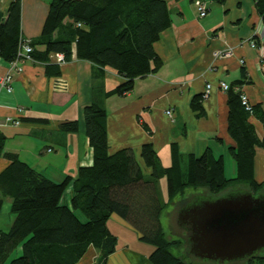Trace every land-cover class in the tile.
Here are the masks:
<instances>
[{
	"label": "trees",
	"instance_id": "obj_1",
	"mask_svg": "<svg viewBox=\"0 0 264 264\" xmlns=\"http://www.w3.org/2000/svg\"><path fill=\"white\" fill-rule=\"evenodd\" d=\"M253 1L264 23V0ZM20 23L21 0H10L5 18L0 19V57L9 62L16 58L25 40ZM171 23L166 0H50L39 37L29 41L32 59L46 62V69L58 75L57 64L47 62L50 53H62L64 60L69 59L74 44L76 56L91 62L99 78L105 75V68H111L123 80L106 91L98 86L92 102L84 106L83 123L92 163L79 166L74 176L66 175L56 182L37 171L17 152L5 149L7 137L0 130V157L7 160L0 170V203L10 199V211L14 213L8 230H0V264L17 247H21L20 254L8 264H79L89 246L99 251L98 262L104 264L117 243L116 235L107 226L113 213L136 231L139 240L153 246L147 258L150 264H264V249L224 263L177 256L171 248L183 247L185 240L169 239L160 221L163 208L187 188L205 187L207 192L217 194L237 186L232 191L245 190L255 195L264 187V179H256L254 172L255 151L258 147L264 149V136L257 134L251 121L254 117L264 127V111L258 103H250L251 109H246L235 83L219 80L217 84L221 91V82L228 85L227 130L234 141L228 150L235 160V176H225L223 155L216 154L210 145L199 155L188 152L183 167L184 153L177 141L170 142L169 166L161 164L152 142L142 143L140 157L151 168L152 178L147 180L131 147L109 151L104 100L114 94H127L136 78L159 70L163 60L154 44ZM207 84L209 97L212 84L207 82L203 92L191 98L196 117L204 113L201 101ZM168 109L172 117L165 115L173 121L174 109ZM59 128L76 132L78 121L65 120ZM160 177L166 180L164 201H160L155 184ZM67 189L69 197L64 199ZM203 196L207 194L200 197ZM193 197L198 198L195 194Z\"/></svg>",
	"mask_w": 264,
	"mask_h": 264
},
{
	"label": "crops",
	"instance_id": "obj_2",
	"mask_svg": "<svg viewBox=\"0 0 264 264\" xmlns=\"http://www.w3.org/2000/svg\"><path fill=\"white\" fill-rule=\"evenodd\" d=\"M9 1L0 0V19L5 18ZM166 1L172 23L154 44L155 51L163 60L161 67L155 73L136 78L133 89L127 94H114L104 100L111 152L129 146L135 155L140 156L142 143L152 142L157 147L152 108L159 100L162 101L159 106L161 114L165 116L164 110L168 108L176 113L173 121L166 116L170 124L176 123L180 112L190 114V118L195 120L197 139L194 146L198 151L211 144L214 151L224 143L232 145L234 141L227 130L228 93L218 88L219 80L235 83L236 91L244 93L252 105L258 103L264 111V23L254 1L204 0L208 12L203 17L198 15L191 0ZM49 2L21 0V37L25 40L39 37ZM251 41L255 46L250 45ZM228 48L231 49L228 57L214 55L215 51ZM71 51L70 58L63 62L57 61L56 53H50L47 62L57 64L58 75L51 74L44 61L23 59L16 63L21 70L13 74L11 90L0 83V130L7 137L5 149L17 152L21 160L56 182L66 175L74 176L79 166L92 163V149L84 130L83 108L92 102L98 86L106 91L123 80L111 68H105V75L99 78L91 62L76 56L74 44ZM9 68L10 62L0 57V78ZM207 82L212 84L211 93L201 101L203 115L196 117L190 101L193 95L203 92ZM155 98L159 99L155 101ZM6 116L19 120V124L14 125L12 120L4 122ZM33 118L46 120L34 121ZM73 119L78 121L76 132H65L59 128L61 122ZM251 121L257 134L263 137V123L254 117ZM181 126L184 130L182 135L186 137L189 133L187 121H183ZM131 137L135 138L131 140ZM215 153L222 154L224 160V153H219V150ZM6 164L7 160L0 157V170ZM259 167L264 170V149L260 147L255 151V173ZM4 214L9 217L0 224V230L6 231L1 227L8 230L14 219L8 198L0 203V216ZM111 223L118 228H112ZM107 226L117 241L121 234L138 236L126 221L114 213L107 220ZM136 240L139 242L138 237ZM129 245L121 249L115 246L104 264H150L147 258L152 245L144 250L147 253L134 250ZM98 256L99 251L89 246L79 264H100Z\"/></svg>",
	"mask_w": 264,
	"mask_h": 264
},
{
	"label": "water",
	"instance_id": "obj_3",
	"mask_svg": "<svg viewBox=\"0 0 264 264\" xmlns=\"http://www.w3.org/2000/svg\"><path fill=\"white\" fill-rule=\"evenodd\" d=\"M189 251L205 262H234L264 249V192L199 197L179 211Z\"/></svg>",
	"mask_w": 264,
	"mask_h": 264
},
{
	"label": "rangeland",
	"instance_id": "obj_4",
	"mask_svg": "<svg viewBox=\"0 0 264 264\" xmlns=\"http://www.w3.org/2000/svg\"><path fill=\"white\" fill-rule=\"evenodd\" d=\"M195 8H196V6H195ZM157 99H159V98H155L154 100L156 101ZM161 105H162V101L159 100L156 102L155 107L152 108L154 111L153 112V115H154V125H153L154 133H153V135H155V137H157V139H158V141L156 142L157 147H155V148H156L157 153L160 157L161 164L163 166H169L171 163V153H170L169 142L172 140L178 141L179 144L181 142L180 148H181V151L184 153V161H183V167H184L186 165V154L188 152H191V150H193L198 155L202 152V151H198L199 149H196L194 146V142L197 139V135L195 136V133L197 132V131L195 132V127L197 126V124H196L194 119L190 118V114L181 113V112H180V117H178L176 123L170 124L166 115L164 116V114L160 113L159 106H161ZM175 115H176V113L174 114V116ZM183 121H187V127H188L189 133L186 137H184V135H182L184 133V130L181 126V123ZM182 137H183V139H181ZM134 138L135 137H131L129 139L133 140ZM228 146H229V144L224 143V145L219 146L218 148L216 147L217 149L215 148V152L219 150V153H224L226 155L224 160H223L224 161V174L226 177H233L236 175V167H235L236 164H235V160L233 159V157L231 156V154L228 150ZM211 147L214 148L212 144H211ZM136 158L139 161V164L141 166L144 179L147 180V179L152 178L151 168L144 165V163L142 162V159L140 158V156H138V154L136 155ZM71 167H72V165H70V168ZM255 178L258 180L264 179L263 167L258 168L257 173H255ZM155 184H156L157 191L159 193L160 201L166 200L167 192H166V180H165V178H162V177L157 178L155 180ZM236 187L237 186L227 188V189L223 190L221 193H217V194L207 192V189L205 187H198L196 189L187 188V189H185L184 193L178 194L175 198H173L171 203L168 206H166V208H163L161 215H160V221H161L162 227L166 233V236L169 239H176V238L180 237V238L185 240L183 247H179V248L172 247L171 248L172 252L175 255L184 256L185 259L200 260V259L196 258L193 254L190 253V251H189L190 245H189L188 240H187V237L189 234L188 231L186 230L187 225H181L184 223L180 222V219H179L180 209L186 205H190L193 203V200L195 197L192 198V194H193V196H194V194L197 195L198 198L203 194H207V196L209 195V196H212L213 198H218V197H221V196L228 194L230 191H232ZM263 192H264V187L259 192H257L256 194L263 193ZM63 196H64V199L69 197V190L68 189L63 194ZM7 216H8V214H4V215L0 216V224H4L6 222ZM81 219H83L82 216H81ZM111 227L112 228H118L117 225H113L112 223H111ZM1 228H4L5 230H7L6 229L7 227H1ZM136 237H138V236H136ZM136 237L134 236L133 233L132 234H126V236H122V234H121V237L118 239V241L116 243L117 249H119V248L121 249L123 246L130 244L129 246H131L134 250L139 249V250H141V251L143 250V252L147 253V251H144V250H147V248H149L151 246V244L143 242L139 239H138L139 242H137ZM20 252H21V247H17L9 255V257L7 258L5 263L8 264L9 260L12 259L13 257L17 256L18 254H20Z\"/></svg>",
	"mask_w": 264,
	"mask_h": 264
},
{
	"label": "built area",
	"instance_id": "obj_5",
	"mask_svg": "<svg viewBox=\"0 0 264 264\" xmlns=\"http://www.w3.org/2000/svg\"><path fill=\"white\" fill-rule=\"evenodd\" d=\"M194 5L196 6L197 12H198L200 17H203L207 14V5H206L205 1L194 0ZM250 45L252 47L255 46V42L251 41ZM31 51H32V46L29 44V40H23L19 45V49H18L16 58L13 59L12 61H10V68H9L8 72L0 78L1 85L4 86L8 91L11 90L10 83L13 80V74L15 72H19L21 70L20 66L16 65V63L20 60H23V59H32V57L30 56ZM230 54H231L230 48L218 50V51H215V53H214V55L216 57H228ZM55 55H56V59L58 62L64 61L62 53H56ZM220 87L223 91H225V90H227L228 85L225 82H221ZM209 90H210V84H207L205 92H204L205 98H207ZM240 99H241L242 104L246 107V109H251V104L249 102V99L247 98V96L244 93L240 94ZM165 114L168 115L169 117H172L170 109H166ZM9 120H12L13 124H15V125L19 123V121L17 119H12L10 116H6L4 118V122H7Z\"/></svg>",
	"mask_w": 264,
	"mask_h": 264
},
{
	"label": "flooded vegetation",
	"instance_id": "obj_6",
	"mask_svg": "<svg viewBox=\"0 0 264 264\" xmlns=\"http://www.w3.org/2000/svg\"><path fill=\"white\" fill-rule=\"evenodd\" d=\"M181 225H183V224H181Z\"/></svg>",
	"mask_w": 264,
	"mask_h": 264
}]
</instances>
